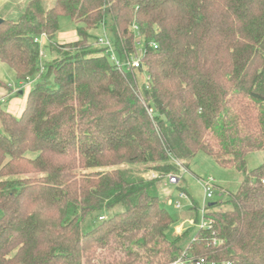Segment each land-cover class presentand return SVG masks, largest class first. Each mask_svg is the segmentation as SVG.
I'll use <instances>...</instances> for the list:
<instances>
[{
	"label": "trees",
	"instance_id": "trees-1",
	"mask_svg": "<svg viewBox=\"0 0 264 264\" xmlns=\"http://www.w3.org/2000/svg\"><path fill=\"white\" fill-rule=\"evenodd\" d=\"M62 18L78 41L54 42ZM0 20V61L35 83L20 117L0 100V264H264V161L247 170L264 152V0H29ZM99 28L121 61L141 39L143 68L92 48ZM199 153L242 181L179 236L158 191Z\"/></svg>",
	"mask_w": 264,
	"mask_h": 264
},
{
	"label": "rangeland",
	"instance_id": "rangeland-1",
	"mask_svg": "<svg viewBox=\"0 0 264 264\" xmlns=\"http://www.w3.org/2000/svg\"><path fill=\"white\" fill-rule=\"evenodd\" d=\"M29 0H0V15L4 18H13L16 19L22 13L23 7ZM47 6L50 8L55 0H46ZM76 28L77 26L72 23L68 18H62L60 21V29L57 33L54 42L57 44L59 42L67 40V38L76 37ZM93 37L88 41L94 49L103 48V45L100 43V39L105 37V34L110 36L109 31H102L100 28L92 31ZM98 38V39H97ZM66 44V43H64ZM45 46H48L46 41ZM44 47V46H42ZM45 54L48 53L49 58L45 59L44 62L48 63L49 61L55 58L52 57L50 51L43 48ZM0 79L6 83L9 87V84H13L14 81V72L4 63L0 61ZM5 89L6 92H3V95L0 96V100L6 102L5 107L11 100V98L17 97L16 95H10L9 90L5 87H0ZM14 92L17 93V89ZM7 96V99H6ZM1 130V128H0ZM264 161V152H254L251 153L247 158V170L251 172L262 165ZM186 169V168H184ZM182 176V181L180 182V188L185 189L188 192L190 198L179 199V188L175 185L166 183H161L159 188V196L167 203L168 211L173 214L181 217V222L187 220H195V213L202 217L201 209L206 202L207 206L210 203H219L227 201L229 193H236L240 187L242 181V175L237 172L235 169H225L220 167L216 161L209 155L205 153H199L190 163L189 169L185 171H180ZM208 178L215 179L217 187L215 189V196L212 200L206 201L205 199V190L201 180H206ZM180 200L182 204V209L177 210L175 208L176 202ZM195 204L198 207L197 211L191 212L192 205ZM191 229V228H190ZM194 234L191 233L190 237H193Z\"/></svg>",
	"mask_w": 264,
	"mask_h": 264
},
{
	"label": "built area",
	"instance_id": "built-area-1",
	"mask_svg": "<svg viewBox=\"0 0 264 264\" xmlns=\"http://www.w3.org/2000/svg\"><path fill=\"white\" fill-rule=\"evenodd\" d=\"M133 30L137 33V27H134ZM47 41V36L46 35H42L41 38H39L37 40V42L40 43L41 46H45ZM101 45H103V48L105 49V55L109 58V60L111 61V63L119 70H126V71H133L134 69H141L143 68V58H144V54H145V49L143 47V42L141 41V39H138L137 44H136V49L133 53H131L124 61H121L115 52V49L113 47L112 42L110 41V39L108 38V36L105 34L104 38H101L100 40ZM150 47H154L157 48V45L154 43L150 44ZM149 80V79H148ZM30 84V83H29ZM2 102L3 99L1 100ZM152 113V111H150V114ZM179 165H181L179 163ZM153 178H155V175H152ZM182 180V176L180 174L178 175H171L169 176L165 181L164 184L166 183V185L168 184H172V185H178ZM204 190H205V199L206 201L208 200H212L215 196V189L217 187V183L215 181V179L213 178H208L206 180H201ZM179 199L182 200L183 198H190L189 195L186 192L180 191L179 192ZM180 200L178 202H176L175 204V208L177 210H181L182 209V204L180 202ZM207 204L206 202L204 203L203 207H202V217H199V222H195L194 220H187V221H183L180 224H178L175 228V233L179 236H181L188 228L190 227H198L201 229H207L209 228L210 224L209 222L205 219V214L208 212L207 209ZM184 260L181 262L178 261L176 262V264L180 263V264H186V262H192L193 260L191 259V257L188 254H185L184 256ZM193 264H232L231 261H215V260H210L208 258L205 257H201V258H197L195 259L193 262Z\"/></svg>",
	"mask_w": 264,
	"mask_h": 264
},
{
	"label": "crops",
	"instance_id": "crops-1",
	"mask_svg": "<svg viewBox=\"0 0 264 264\" xmlns=\"http://www.w3.org/2000/svg\"><path fill=\"white\" fill-rule=\"evenodd\" d=\"M78 40H79V37H78L77 31H76V37L67 38V40L59 42L58 44H64V43L68 44V43L76 42ZM47 52H48V50H47ZM46 58L47 59L49 58L48 53L46 54ZM34 84L35 83H33V82H31L29 84V83H24L22 81H18V80H16V78L14 76L13 84H9V88H7V89L9 90L10 95H16L17 97L11 98V100L7 104L6 108H7L8 112H10L15 117H20L22 115V113L26 107V104H27L28 95L31 92V90L33 89ZM15 89H17V93L14 94V92L16 91ZM4 91L6 92L5 89L0 88V96L3 95ZM6 99H7V96H6Z\"/></svg>",
	"mask_w": 264,
	"mask_h": 264
},
{
	"label": "water",
	"instance_id": "water-1",
	"mask_svg": "<svg viewBox=\"0 0 264 264\" xmlns=\"http://www.w3.org/2000/svg\"><path fill=\"white\" fill-rule=\"evenodd\" d=\"M2 21L0 20V23H1ZM211 206V205H210Z\"/></svg>",
	"mask_w": 264,
	"mask_h": 264
}]
</instances>
